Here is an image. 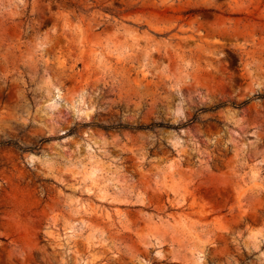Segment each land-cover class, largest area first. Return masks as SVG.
Wrapping results in <instances>:
<instances>
[{"label":"rangeland","instance_id":"374dc122","mask_svg":"<svg viewBox=\"0 0 264 264\" xmlns=\"http://www.w3.org/2000/svg\"><path fill=\"white\" fill-rule=\"evenodd\" d=\"M0 264H264V0H0Z\"/></svg>","mask_w":264,"mask_h":264},{"label":"trees","instance_id":"16d2710c","mask_svg":"<svg viewBox=\"0 0 264 264\" xmlns=\"http://www.w3.org/2000/svg\"><path fill=\"white\" fill-rule=\"evenodd\" d=\"M158 124H159L160 126H162L161 123H158ZM92 125L95 126V127H98V128H102V129H104V130L119 129V128H124V127H126V126L123 125L122 123L105 125V124L100 123L99 121L92 123ZM137 128H143V127H137Z\"/></svg>","mask_w":264,"mask_h":264}]
</instances>
